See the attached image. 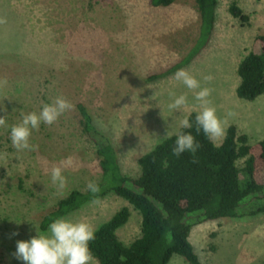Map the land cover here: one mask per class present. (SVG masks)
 <instances>
[{
  "label": "rangeland",
  "instance_id": "rangeland-1",
  "mask_svg": "<svg viewBox=\"0 0 264 264\" xmlns=\"http://www.w3.org/2000/svg\"><path fill=\"white\" fill-rule=\"evenodd\" d=\"M218 1L209 44L182 69L211 89L208 99L218 116L234 113L226 131L235 125L255 144L264 139V94L254 101L239 98L237 70L248 54L262 49L264 0ZM234 1L247 21L231 14ZM199 29L195 0H175L169 7H155L151 0H0V117L6 122L0 126V264H24L16 257L17 242L37 235L34 224L46 231L42 221L60 200L102 178L96 142L83 132L78 104L87 107L129 176L139 174L140 157L167 131L175 135L179 121L199 110L194 93L175 73L158 77L188 55ZM206 75L212 79L203 81ZM169 91L187 95L182 111L168 109ZM57 96L74 108L33 132L36 151L18 152L10 127L20 122L21 112H38ZM54 166L64 168L63 190L51 181ZM123 207L131 217L117 235L130 244L140 234L142 217L115 194L64 217L97 229ZM190 240L204 264H264V213L194 224ZM169 264L189 263L174 255Z\"/></svg>",
  "mask_w": 264,
  "mask_h": 264
},
{
  "label": "trees",
  "instance_id": "trees-1",
  "mask_svg": "<svg viewBox=\"0 0 264 264\" xmlns=\"http://www.w3.org/2000/svg\"><path fill=\"white\" fill-rule=\"evenodd\" d=\"M175 0H151L155 7H169ZM200 14L198 38L188 55L158 77L175 73L190 64L209 44L215 30L218 0H195ZM230 12L243 21L248 16L234 1ZM259 53L248 54L238 66L237 96L254 101L264 94V37ZM83 132L94 138L102 178L100 191L73 190L42 221V229L58 217L79 209L87 202L115 194L141 214L138 237L124 244L117 232L131 212L123 207L96 229L90 248L98 264H169L174 255L189 264H204L191 240L194 224L264 213V139L250 144L246 134L230 125L220 145L204 134L191 131L200 144L195 157L172 154L175 135L165 138L139 159L137 176L124 174L111 142L95 128L87 107L78 104ZM195 121V112L189 115ZM178 131V132H179ZM195 160V162H193ZM243 160L240 167L238 162ZM240 176L244 181H241ZM244 182V183H243Z\"/></svg>",
  "mask_w": 264,
  "mask_h": 264
},
{
  "label": "clouds",
  "instance_id": "clouds-1",
  "mask_svg": "<svg viewBox=\"0 0 264 264\" xmlns=\"http://www.w3.org/2000/svg\"><path fill=\"white\" fill-rule=\"evenodd\" d=\"M174 79L180 82L186 89L194 93V100L199 105V110L195 112L194 124L189 116H184L179 121L181 129H192L195 126L197 134L203 133L211 142L224 136L228 125V117L234 115L231 111L226 117L217 115V109L211 105L208 99L211 94L209 87L202 86L201 79H198L190 71L179 69L174 74ZM203 81H210V75L203 76ZM170 102L167 105L170 111H182L188 103L186 94L177 95L169 91ZM74 105L65 97L57 96L52 102L44 104L40 110L31 112H21L22 119L9 129V137L12 146L18 151H36L38 145L32 143L31 138L34 131H38L41 125H53L66 112L71 111ZM4 117H0V126L4 125ZM172 133L167 131L164 138H171ZM200 148L191 131H179L175 134L172 154L180 157L184 153H189L193 157ZM195 162V160L193 161ZM61 165L67 166L71 163L61 161ZM64 168L54 166L51 169V181L58 190L66 187V177L63 174ZM87 190L95 195L100 191L99 185L95 181H90L86 185ZM98 202V201H94ZM20 221L16 223H22ZM37 235L29 240H20L16 246V257L24 264H95V257L90 248V242L95 239L96 229L84 219L74 220L66 217H58L53 220L42 232L35 224Z\"/></svg>",
  "mask_w": 264,
  "mask_h": 264
}]
</instances>
